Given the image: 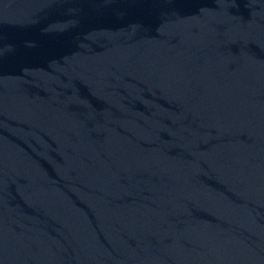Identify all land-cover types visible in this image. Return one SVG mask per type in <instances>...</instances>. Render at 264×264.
Instances as JSON below:
<instances>
[{"label": "water", "instance_id": "1", "mask_svg": "<svg viewBox=\"0 0 264 264\" xmlns=\"http://www.w3.org/2000/svg\"><path fill=\"white\" fill-rule=\"evenodd\" d=\"M0 264H264V0H0Z\"/></svg>", "mask_w": 264, "mask_h": 264}]
</instances>
